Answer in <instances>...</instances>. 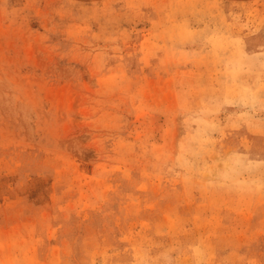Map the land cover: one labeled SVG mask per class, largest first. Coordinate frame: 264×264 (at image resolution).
<instances>
[{"label": "rangeland", "instance_id": "obj_1", "mask_svg": "<svg viewBox=\"0 0 264 264\" xmlns=\"http://www.w3.org/2000/svg\"><path fill=\"white\" fill-rule=\"evenodd\" d=\"M0 264H264V0H0Z\"/></svg>", "mask_w": 264, "mask_h": 264}]
</instances>
